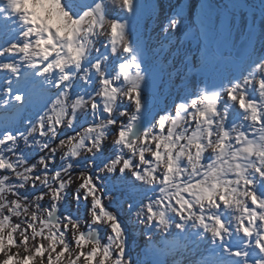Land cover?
I'll return each mask as SVG.
<instances>
[{
  "label": "snow or ice",
  "instance_id": "snow-or-ice-1",
  "mask_svg": "<svg viewBox=\"0 0 264 264\" xmlns=\"http://www.w3.org/2000/svg\"><path fill=\"white\" fill-rule=\"evenodd\" d=\"M123 2L131 10L132 0ZM14 5L0 0V61L31 47V30L17 31ZM95 13L102 22L103 0L84 17ZM63 15L62 6L51 13L49 32ZM128 31L127 22H112L115 59L91 66L96 79L90 91L74 89L69 68L51 106L23 130L0 120V264H125L128 229L111 205L118 188L139 197L135 216L142 223L175 230L154 250L158 257H179L176 264H182V250L205 247L198 264H264V78L235 79L227 88L187 84L171 110L150 125L145 48L139 40L133 46ZM80 53L77 66L85 63L83 47ZM66 59L56 64L63 68ZM2 66L16 81L0 96V114L14 109L18 116L46 95L43 84L21 77L15 64ZM82 112L89 118L82 134L65 132ZM113 135L110 144L106 138ZM102 180L112 192L107 199Z\"/></svg>",
  "mask_w": 264,
  "mask_h": 264
},
{
  "label": "clouds",
  "instance_id": "clouds-1",
  "mask_svg": "<svg viewBox=\"0 0 264 264\" xmlns=\"http://www.w3.org/2000/svg\"><path fill=\"white\" fill-rule=\"evenodd\" d=\"M99 3H101V0H53L52 3L47 5L53 9V13L58 12L61 6L64 12L67 13V15L62 16V23L57 24L56 32L53 33L47 30L46 21L44 19L37 20L35 16L25 17V14L28 13L27 9L32 7L30 3H26L25 0H15L14 7L18 10V13H14L17 15L15 24L18 31H20V29L31 30V47L27 48L25 51L15 53L11 61H0V74L7 73V75L3 76L4 83L0 85V87L6 91V89L9 86H13L16 81V74L2 66L4 63L11 62L15 64L21 77H23L24 74H29L30 82H40L47 89L46 95L39 100L35 115L26 119L24 125H27L30 120H34L38 115H42L47 111L48 107L51 106L50 102L56 98L57 82L62 75L66 74L69 68H71L72 76L71 85L74 86V89L76 91H79L81 88L89 91L91 90L92 81L96 79V75L93 74L91 66H94L97 61H103L107 66L115 59L109 47V38L112 34L113 21L118 20L121 23H128L129 39L133 43V46L136 45L138 39L131 29L130 21L131 18L136 15L141 0H132L131 10L124 5L123 0H103L105 15L102 22L98 13L84 17L85 12L95 9L96 5ZM4 7H9V5L5 4ZM81 17H84L82 22L75 23V21H79ZM25 19L27 22L22 23ZM47 22L51 23V20ZM180 25L181 20L179 17L169 16L160 24L159 32L162 36H168L170 33H175ZM40 29H43V31H40ZM90 29H93V31H90ZM204 31L205 33L208 32L207 25L204 26ZM15 42L16 41H13V43ZM25 43H29V41L25 40ZM5 47H7V45H5ZM81 47L85 49V54L83 55L85 63L82 66H77L74 57L81 54ZM204 51L205 49L202 47L201 52ZM57 53L59 55H57ZM48 54L52 55L51 59L47 58ZM61 57L68 58L63 68L56 64V60ZM186 59L190 61L191 56L189 55ZM49 64L52 65L51 68L45 71V68ZM144 67L150 80L153 72L147 63L146 55L144 56ZM173 71H176V69H173ZM199 71V62L196 64L189 63L185 69V74L195 77L192 82L195 88H202L205 86L209 88H227L231 86L235 79H244L253 76L256 80L264 78V42H262L259 49L254 50V48L249 47L246 51L236 56L232 61V70L217 80L210 81L200 77L197 75ZM84 77H88V80L85 81ZM10 80L13 82L12 85L8 84ZM251 87L250 85V88ZM179 95L182 94L176 95L170 104L160 110L152 111L151 108H146L145 113L148 116V123L150 125H155L159 120V116L164 114L165 110H171L172 104L178 102L177 97ZM121 96H124L123 91L121 92ZM123 103L127 105L129 102L124 99ZM259 106H264V101H261ZM121 111H123V109H121ZM132 114L133 110H128L127 115L131 116ZM248 118L250 119V117ZM88 122L89 118L82 112L80 121L74 127L65 129V132L70 134H82V130L87 126ZM13 128L23 130L22 127ZM63 134L64 133H62V135ZM106 139L107 142L111 144L115 136H109ZM133 142H135V137H133ZM84 155L87 156V153L85 152ZM102 171L101 169V173ZM101 183L102 190L105 191V198L107 199L109 196H112V192L106 190V187L103 186L105 184L103 180ZM107 188H109V184ZM124 191L127 198L123 201V208L117 209L113 207V209L121 217L125 227L128 229V258L125 264H129V261L130 264H176V259L174 257L170 256L164 258L153 256L148 251L153 242L154 235L161 240L168 239L175 235V230H165L147 221L142 223L141 220L135 216V212L140 204L139 197L128 193L126 190ZM148 195H152V193L149 192ZM129 204L132 205L131 208L128 207ZM174 212L175 209L171 207L166 210V214L170 219ZM129 221H132L136 225L134 231L128 223ZM190 230L194 231V229ZM139 235H142L143 240L147 243L143 248L137 250L136 240L130 237L136 236L138 238ZM17 250L22 252V249ZM3 258L4 257H0V260H3ZM199 259L200 257L195 252H191L185 255L182 264H198Z\"/></svg>",
  "mask_w": 264,
  "mask_h": 264
},
{
  "label": "rangeland",
  "instance_id": "rangeland-1",
  "mask_svg": "<svg viewBox=\"0 0 264 264\" xmlns=\"http://www.w3.org/2000/svg\"><path fill=\"white\" fill-rule=\"evenodd\" d=\"M207 1L208 0H141L136 16L131 18L130 26L134 35L143 44L146 58L149 56L151 58V61L147 60V63L153 72L150 79L151 87L148 89L150 104L151 106H154L151 107L152 111H157L159 110V107L162 109L170 104L174 97L181 93V89L185 85L192 83L195 79V77L192 76L188 77L187 84L184 83L180 87V91L174 96L170 93L167 94L166 87L170 84L172 78L165 74L164 70L166 69L169 71V74L171 73L175 76L176 72H174L173 69H178L181 74H178L177 76L183 77L182 73L184 68H178L179 62L184 63L185 66H187L185 57L190 53L191 47L188 45V41L181 40V34L183 31L188 30L189 26L201 23L208 26V33H210V35L214 32L218 33L219 31L220 33L228 35L229 40L223 43V48L225 49L227 44H229L231 49L234 50L237 46L240 47L241 44L246 42L248 48L252 47L255 50L259 49L262 42H264V0H210L211 4L215 6V9L213 10L209 9ZM52 2L53 0H34V5L37 7V12L41 18H50L53 9L47 5ZM182 7H184L183 12L180 10ZM181 13L182 16L180 17ZM169 16L179 17L181 25L175 33H170L168 36H162L159 32V26L162 21ZM248 21L254 25V28L250 32L246 30V23ZM143 37L144 42L141 41ZM244 37H246V39L241 41ZM171 38L175 39V43H173V46H171L172 49L170 48V50H172V53H175V51L178 52L177 58L174 64H169L166 68L169 63V58L166 56L163 61L165 64L160 67L159 53L162 50V42ZM231 49L227 48L228 54L231 53ZM228 59H230V61H223L222 68L220 66H218L217 69L210 67L207 72L197 73V75L210 81L219 79L232 70V61L235 58L231 56L228 57ZM5 75H7V73L0 74V85L4 83L3 76ZM13 87H15V82ZM4 91L5 90L0 87V96L4 94ZM168 96L171 97L169 98ZM39 100L40 99H37L33 103L26 104L21 114L18 116L15 114L14 109H10L8 112L0 114V120H3L5 126L20 127L23 120L35 115ZM169 101L170 103H168ZM83 163L84 161L81 162V164ZM111 188L112 185L109 183V189ZM122 191L123 190L119 188L116 190L115 198L111 201L112 207L115 206L117 209L123 208V201L127 197L125 194L121 195ZM128 223L134 231L136 225L132 221H129ZM130 238L136 240L137 250L143 248L147 243L143 240L142 235H139L138 238L136 236ZM166 240L167 239L161 240L154 235L153 242L148 249L151 255L157 256L154 250L163 247ZM191 252H194L191 247L187 251L182 250L184 257ZM201 253H204L205 255L207 254L205 247L201 248L200 252L196 254L200 256ZM174 258L178 259L179 257Z\"/></svg>",
  "mask_w": 264,
  "mask_h": 264
},
{
  "label": "water",
  "instance_id": "water-1",
  "mask_svg": "<svg viewBox=\"0 0 264 264\" xmlns=\"http://www.w3.org/2000/svg\"><path fill=\"white\" fill-rule=\"evenodd\" d=\"M211 10L215 9V6L210 4L209 7ZM248 48V44L246 42H244L243 44L240 45V47L237 49L236 51V56L240 55L241 53H243L244 51H246V49Z\"/></svg>",
  "mask_w": 264,
  "mask_h": 264
},
{
  "label": "bare ground",
  "instance_id": "bare-ground-1",
  "mask_svg": "<svg viewBox=\"0 0 264 264\" xmlns=\"http://www.w3.org/2000/svg\"><path fill=\"white\" fill-rule=\"evenodd\" d=\"M32 11H37V7L35 5H33V7L31 8ZM30 9H27V11H31ZM39 19H44L45 21H47L48 17H43L41 18L39 15ZM18 31V28H17ZM203 248V247H202Z\"/></svg>",
  "mask_w": 264,
  "mask_h": 264
},
{
  "label": "trees",
  "instance_id": "trees-1",
  "mask_svg": "<svg viewBox=\"0 0 264 264\" xmlns=\"http://www.w3.org/2000/svg\"><path fill=\"white\" fill-rule=\"evenodd\" d=\"M24 122L25 121H22L21 122V125H20V127H23L24 126ZM28 155H34V151L33 152H31V153H27ZM114 208H116L115 206H113Z\"/></svg>",
  "mask_w": 264,
  "mask_h": 264
}]
</instances>
